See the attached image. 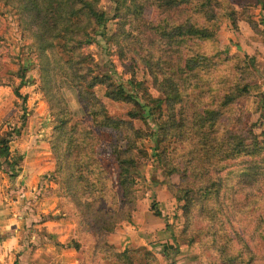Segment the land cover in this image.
I'll list each match as a JSON object with an SVG mask.
<instances>
[{"label":"trees","instance_id":"1","mask_svg":"<svg viewBox=\"0 0 264 264\" xmlns=\"http://www.w3.org/2000/svg\"><path fill=\"white\" fill-rule=\"evenodd\" d=\"M113 1L114 17L119 27L110 35V42L120 48L118 50H121L122 57L126 55L124 44L130 43L132 38L139 37L136 43L147 42L152 46L151 39L155 40L159 36V40L164 43L158 55L146 59L163 98L149 95L144 82L137 81L134 76L127 87L121 81L115 82L110 75L94 73V67L89 62L93 61L92 56L85 51V47L96 42L99 36L106 37L110 19L102 9V0H0V6H9L17 11L20 27L31 40L27 51L37 56L41 70V90L55 123L50 138V148L55 160L54 178L60 186L62 198L73 210L71 215L78 225V237H90L94 242V246L89 248L91 252L87 251L88 254H85V260L88 258L86 255L92 256L94 261L96 257L108 254L107 259L111 257L115 264H137L136 255L144 252L146 260L159 264L157 260L149 258L152 257L150 249L142 247L118 250L109 242V237L137 209L132 169L146 153L138 149L136 144L137 138L143 137L145 133L136 129L134 122H148L156 112L161 114L166 111L167 119L161 121L157 131L147 135L157 145H163L161 152L157 151L158 147L155 148L154 155L169 168V174L180 172L176 163L179 159L183 161V174L189 185L182 188L169 182L168 188L170 195L184 203L187 227L193 221L195 207H200L209 218L213 215L217 221L223 217L226 226L215 223L217 229L214 232L208 230V238L211 240L209 244L212 245L210 248L219 251L221 260L230 264H254L256 260L252 257L253 252L245 243H242L244 253L237 254L233 251L234 239L229 232L232 230L233 234L239 236L231 220L235 216L236 207L234 202L227 206L221 200L225 191L230 197H239L244 204L238 212L247 216L250 215L249 211L253 212L251 210L257 208L250 203V207L245 210L253 195H240L232 189V185L226 184L222 175L224 163L235 161L239 164L238 159L241 157L248 159L241 162V169L239 164V180L247 179L243 182L245 186L250 181L252 185L264 188V138L261 139L252 129H243L240 124L233 128L234 124H230L234 120L233 114L225 112L234 107L241 97L250 94L249 88L254 77L250 65L255 58L240 52L234 54L231 58L236 60L238 72L243 74L239 82L222 91L217 90L216 99L204 111L200 112L193 105V109L189 110L186 101L188 98L184 92L194 86L193 77H197L199 70L209 67L210 62L201 53H191L183 60V47L188 40L218 41V30L212 26L220 17L219 10H222L223 3L220 0ZM149 9H157L166 15L180 12L184 17L155 25L146 19ZM229 17L231 27L238 31L237 12L231 11ZM251 22L255 31L264 36L258 25ZM175 57L176 62L173 61ZM180 60H183L185 67L180 66ZM244 74L249 78L243 79ZM21 77L24 78V75ZM61 80L70 82L76 88L78 100L85 114L91 118L93 129H111L115 134L112 153L120 169L118 185L121 195L119 203L116 193L113 195L116 200L114 207L109 203L108 176L104 177L96 152L93 151L91 155L88 151V146L92 147L94 144V132L85 126L84 121H74L71 107L60 86ZM0 85H3L1 80ZM97 88L104 89L105 98L133 104V109L128 113L130 120L111 116L97 93ZM15 129L12 133L9 130L4 133L0 129V157L10 156L9 143L13 134L21 132L20 128ZM170 141L181 146L170 152V146L167 145ZM121 142H127V147L124 148ZM214 174L217 176H213ZM152 210L157 216L163 215L155 203ZM244 230L248 232L246 227ZM221 232L227 235L226 239ZM193 242L195 240L189 241ZM81 246L82 242L76 244L77 248ZM171 248L170 244H165L162 251L169 256ZM247 253L249 256H246Z\"/></svg>","mask_w":264,"mask_h":264},{"label":"rangeland","instance_id":"2","mask_svg":"<svg viewBox=\"0 0 264 264\" xmlns=\"http://www.w3.org/2000/svg\"><path fill=\"white\" fill-rule=\"evenodd\" d=\"M102 9L106 11L109 16V22L107 23L106 28V37L99 36L97 41L92 45H87L85 51L92 56L93 61H89L94 67V73L96 75H110L115 82L121 81L129 87V80L134 76L137 81H143L147 92L152 97H162L161 91L158 87V84L154 82V78L148 68L146 59L155 57L158 55V52L161 47H163V42L159 40V36L153 40L150 46L149 43L145 42L140 44L139 37L136 39H131L130 43L126 42L124 44V50L126 55L124 57L120 55V51L117 46H114L110 42V35H113L119 27L117 20H115V3L113 0H102L101 2ZM221 13V10H219ZM189 16V15H188ZM220 18L213 23L212 28L218 30V41H202L193 40L186 42L183 49V60L189 56L191 53H201L205 54L208 61L210 62L209 67H204L202 70H199L197 77H193V85L189 91H185L184 95L188 98L189 110L195 109L201 111L205 110V107H210L214 99L217 97V90L222 91L227 89L231 84L239 82L243 74L237 70V62L231 57L236 54L234 52L226 49V44H224L225 38L222 30L223 20ZM183 13L175 12L173 14H163L157 9H149L147 11L146 19L157 24H165L168 21H176L183 18ZM19 16L16 10L9 6H0V80L3 84H12L21 83V80H24L23 83L30 82L34 85V92L40 94V99L45 101L46 108L42 107L40 111L45 113L48 111V119L51 125L50 138L55 126L52 117L50 116L49 106L46 100V97L41 90V70L37 60V56L33 53H28V46L31 44V40L28 39L20 27ZM129 28V27H128ZM222 32V33H221ZM136 35H138L136 33ZM238 53V52H237ZM177 58L173 59L176 62ZM183 60H180V66L185 67ZM251 70L254 74V77L251 81V87L249 88L250 94L248 96L241 97L234 107L226 109L225 112H231L233 114V121L230 123L233 128H236L237 125L243 129L250 130L257 134L261 139L264 138V84L261 82V77L259 74V69L257 67V62L251 60ZM24 69L26 70L24 72ZM24 75V78L21 77ZM19 78V80L17 79ZM249 78L244 74L243 79ZM191 80V78L188 77ZM19 81V82H18ZM195 84L200 85L199 87ZM16 85V84H15ZM14 85V86H15ZM60 86L63 89V94L69 103L74 121H84L85 126L92 129L94 132V139L92 142V147L88 146V151L92 155L93 151L96 152V158L102 164L104 177L108 176L107 182L108 193H109V203L110 206L114 207L116 205V200L113 195H117L118 203L120 202L121 189L118 185V174H119V165L117 160L112 153V145L115 143V134L111 132V129H101L100 131H95L93 129V122L88 115L83 111L81 104L78 100V92L70 82L66 80L60 81ZM97 93L103 100L104 104L107 107V111L111 116L128 119L130 117L128 113L133 109V104L119 101H112L104 97V89L97 88ZM214 92V93H213ZM163 98V97H162ZM193 105V106H192ZM28 108H26L27 111ZM31 109V108H30ZM47 109V110H46ZM163 113V114H162ZM156 112L149 121L136 120L134 122L136 129H141L145 135L141 138H137L136 144L138 149L143 150L146 153L145 157L139 158L137 165L132 169V175L135 179V197L137 200V209L140 205L141 208L145 206H150L152 208L153 203L156 204L158 208V203L156 201L157 191L166 189L168 193L170 192L168 188V183L179 187H186L189 185L188 179L184 178L183 174V161L181 159L176 163L181 169L180 172H175L169 174V168L165 164H162L155 157V148L158 147L157 151L161 152L163 145H157L156 141L150 137L149 133L157 131L161 126V121L167 119L166 111ZM28 117V116H27ZM12 133V130L9 129ZM6 132V131H5ZM4 132V133H5ZM149 134V135H147ZM121 145L125 148L127 147V142H121ZM170 146L169 151L178 149L181 145L177 142L172 143L170 141L168 144ZM174 157V156H173ZM247 157H241L238 159L240 164V169L243 167L241 164L242 161L247 160ZM173 160V159H171ZM239 164L235 161H229L224 163V172L223 177L227 185H232V189H235L239 192L240 195L244 196L246 194H252L253 197L247 202V207L249 208L251 204H254L257 208H253L247 216L240 211L244 202L235 197H230V194L225 191V196L221 200L225 205H231V202H234L236 209L234 210L235 216L231 218L233 226L235 227L236 233L239 236H236L230 230L229 235L234 239L233 251L237 254L239 252L244 253V247L242 243H245L256 260L254 264H264V188L261 185L254 184L248 181L249 184L245 186L243 182L246 180H239ZM226 165V167H225ZM213 176H217L214 174ZM59 185V184H58ZM60 188V186H59ZM60 191V201L59 206L64 213V216L76 223L75 217L72 214L71 206L65 202L62 198L63 194ZM170 195V194H169ZM172 195L169 196L171 199ZM173 202L169 203L170 209L161 211L163 214L161 218H172V223L167 224L169 228V236L173 237L174 243L171 244V249L169 250V258L159 257L153 250L152 257L150 259H155L159 264H230L228 262L222 261L218 256L219 251L213 250L210 248L208 238V230L214 232L217 229L215 223L221 224L223 227L226 226V222L223 217L220 221H217L213 215L209 218L206 212L202 211L200 207H195L192 213V223L189 224V227L186 225V218L183 209V202L176 200L173 197ZM251 203V204H250ZM250 204V205H249ZM159 209V208H158ZM258 209V211H256ZM259 210L260 213H259ZM123 221L122 223L130 220ZM211 219V221H208ZM224 222V223H223ZM121 223V224H122ZM119 224V225H121ZM77 225V223H76ZM212 226V229H211ZM248 229V232H245L244 228ZM78 228V225H77ZM210 231V232H211ZM222 235L226 234L221 232ZM237 234V235H238ZM83 237V236H81ZM217 237V236H216ZM218 237L221 235L218 233ZM82 241V246L86 248L85 254L87 251L91 252L89 249L91 246H94L93 239L90 237H78ZM195 240L193 243L189 241ZM221 243V242H220ZM212 246V245H211ZM136 249V248H130ZM212 249V251H211ZM88 254V253H87ZM144 252L142 254H137V264H152L149 259L146 260L144 257ZM183 258H179L181 255ZM246 256H249L247 253ZM88 257L84 260V264H115L113 259H107L108 254H103V256L96 257L93 261V257L86 255ZM177 259H180L177 260ZM240 260V259H238ZM93 261V262H92ZM149 261V262H148ZM148 262V263H147ZM245 262H243L244 264Z\"/></svg>","mask_w":264,"mask_h":264},{"label":"crops","instance_id":"3","mask_svg":"<svg viewBox=\"0 0 264 264\" xmlns=\"http://www.w3.org/2000/svg\"><path fill=\"white\" fill-rule=\"evenodd\" d=\"M220 1L224 5L220 15L225 48L254 57L264 84V36L251 22L264 32V0ZM231 11L237 12L238 31L231 27ZM23 81L0 85L1 132L21 129L9 143L10 156L0 157V264H84L86 248L76 247L82 242L77 225L59 206L60 188L54 178L55 160L49 143L50 119L48 111H40L46 103L33 91L34 85L28 82L25 86ZM156 194L159 210H169L173 198L168 191ZM165 214L168 217L161 218L150 206L139 205L109 242L118 250L146 247L168 259L163 246L173 244L174 239L168 237L167 224L172 218ZM184 256L188 255L179 258ZM180 262L177 264H183Z\"/></svg>","mask_w":264,"mask_h":264}]
</instances>
